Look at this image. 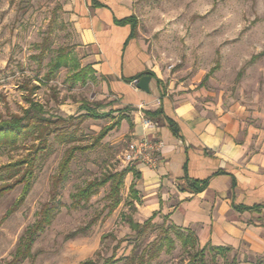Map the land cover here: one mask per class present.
<instances>
[{"label":"rangeland","instance_id":"rangeland-1","mask_svg":"<svg viewBox=\"0 0 264 264\" xmlns=\"http://www.w3.org/2000/svg\"><path fill=\"white\" fill-rule=\"evenodd\" d=\"M67 1L0 0V120L21 115L28 106L26 97L39 103L42 116L50 120L47 148L35 160L29 192L22 195L18 184L0 196V264L11 259L25 229L49 200L51 178L64 150L72 144L90 143L112 121L110 116L83 121L76 117L84 112V105L97 110L105 100L99 99V82L72 78L79 56L68 12L63 10ZM132 9L136 36L146 45L166 84L194 93L198 105L228 112L251 129L264 132V0H132ZM61 52L65 63L45 80L44 74ZM129 143V135L117 128L95 148L76 153L58 188L60 208L34 238L33 256L18 264H78L87 258L102 264L111 255L114 264H136L141 254L142 264H186L201 249L198 243L182 246L177 232L186 231L162 219L142 231L132 230L128 218L143 220L127 204V180L121 188V203L108 217L103 218L107 185L84 207H69V194L86 181L127 166L123 153ZM32 144H38L35 133L0 145V166L25 157ZM23 167L1 169L0 185L13 182ZM234 255L237 264H264V255L247 259L234 250L221 255L208 247L204 260L226 264ZM130 256L133 262L126 260Z\"/></svg>","mask_w":264,"mask_h":264},{"label":"crops","instance_id":"crops-1","mask_svg":"<svg viewBox=\"0 0 264 264\" xmlns=\"http://www.w3.org/2000/svg\"><path fill=\"white\" fill-rule=\"evenodd\" d=\"M63 10L79 56L76 72L85 69V83L100 84L105 101L96 111L123 116L112 130L130 142L164 144L155 167L134 165L138 177H124L136 191L137 219L156 213L152 221L192 231L201 247H230L247 259L264 255V132L166 84L144 42L130 37L132 0H68ZM146 72L161 81L150 76L148 92L134 85ZM203 180L206 186L194 191L191 183Z\"/></svg>","mask_w":264,"mask_h":264},{"label":"trees","instance_id":"trees-1","mask_svg":"<svg viewBox=\"0 0 264 264\" xmlns=\"http://www.w3.org/2000/svg\"><path fill=\"white\" fill-rule=\"evenodd\" d=\"M126 22L130 23L131 31L130 37L136 36V19L132 15ZM42 52V50H41ZM40 52V53H41ZM256 56H252L251 59H254ZM250 59V61H251ZM65 63V56L63 53H59L56 56V60L50 65L49 70L44 74L45 80L49 79L50 75L54 71V69L58 68L62 64ZM87 71H90L87 68ZM147 75H150L152 78H155L158 83L161 81L155 77V75L151 72H146ZM72 78L75 81H80L81 83H85L86 81V73L85 69H80L78 72H75L72 75ZM35 87V86H33ZM25 101L28 103V106L22 110V114H12L9 119L0 120V145L3 144H14L20 137L26 138L29 135H33L35 133V138L38 140V144H32V150L29 151L28 154L25 155L22 159L8 163L0 166V170L4 169L6 171H10L18 166H24L21 174L14 179L13 182L5 183L0 185V196L3 195L6 191L13 189L16 185H22V195H26L31 188V178L33 175V168L35 160L39 154L45 148H47V142L45 136L49 133V129L47 128V124L50 122L49 119L42 116V107L39 103L31 101L28 97L25 98ZM97 107V106H96ZM84 112L77 115L79 121H83L87 118L99 119V118H112L107 125L103 126L98 133L95 135L93 140L88 144H72L68 146L58 163L57 171L51 178V189H50V198L48 201L44 202L38 210V217L34 221L32 225L27 227L18 241V244L15 248V251L11 257V259L5 264H18L21 260L25 258H31L33 255L31 253V244L34 238L38 235L39 232L43 231L44 228L50 224L52 218L55 213L61 206V203L56 200L58 188L60 182L66 176V173L69 168V164L71 160L74 158L76 153H84L88 150L95 148L99 145L100 141L108 134L110 130H112L123 116H119L116 119L113 118L110 114L107 113H98L92 106L84 105ZM160 112V109L157 111ZM156 113V112H155ZM146 115H149V112H145ZM134 165L127 164L124 168L120 170H116L113 172H104L99 177L93 178L91 180L86 181L82 186L78 187L74 192L69 194L70 204L69 207L72 209H78L85 206V203L89 200V198L95 194L99 188L107 185L108 191L105 195L107 202L103 206V209L106 210V213L103 218L108 217L113 210H115L118 205L122 201L121 196V188L123 186V180L125 175L128 172H132L133 177H138V172L133 168ZM207 181H196L191 183V187L194 191H199L206 186ZM130 199L127 201V204L134 207L133 200L136 199V191L133 187V184L129 186L128 189ZM22 198V197H21ZM15 206L11 207L8 211H14ZM240 210L249 209L248 207H239ZM258 209V208H254ZM9 213L6 214V216ZM156 213H152V215L142 223H138L133 221L131 218L127 219V222L130 228L134 231H142L147 228L149 225H152V219L155 217ZM5 216V217H6ZM91 221H89V224ZM186 234H182L177 232V237L179 238L182 246H195L197 244V238L190 230H185ZM119 244V241L116 245ZM170 247V245H168ZM117 247V246H115ZM208 247L210 250L215 251L221 255H225L227 252L232 251L230 247H222V246H211L204 245L201 249L195 252L190 256L189 261L186 264H206L204 260V251L205 248ZM144 254H148L144 252ZM148 256V255H147ZM133 257H126V260L133 262ZM136 264H142L144 261V255L136 257ZM116 259L111 255L105 259H103L102 264H114ZM238 260L236 255H234L229 262L226 264H237ZM78 264H98L95 260L91 258H87L83 261H80ZM253 264H260L259 261H255Z\"/></svg>","mask_w":264,"mask_h":264},{"label":"built area","instance_id":"built-area-1","mask_svg":"<svg viewBox=\"0 0 264 264\" xmlns=\"http://www.w3.org/2000/svg\"><path fill=\"white\" fill-rule=\"evenodd\" d=\"M143 123L145 126L151 125L145 120ZM163 147V142L158 139L142 138L132 141L123 153V161L130 165H144L153 168L158 163Z\"/></svg>","mask_w":264,"mask_h":264},{"label":"water","instance_id":"water-1","mask_svg":"<svg viewBox=\"0 0 264 264\" xmlns=\"http://www.w3.org/2000/svg\"><path fill=\"white\" fill-rule=\"evenodd\" d=\"M149 80H150V75L145 74V75L138 77L134 81V85L136 86V88L144 92H148L149 91V87H148Z\"/></svg>","mask_w":264,"mask_h":264}]
</instances>
